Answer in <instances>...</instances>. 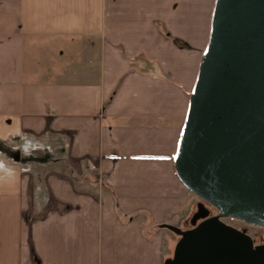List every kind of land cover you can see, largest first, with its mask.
Segmentation results:
<instances>
[{"label": "crops", "instance_id": "0c3cea01", "mask_svg": "<svg viewBox=\"0 0 264 264\" xmlns=\"http://www.w3.org/2000/svg\"><path fill=\"white\" fill-rule=\"evenodd\" d=\"M201 2L0 0V264H165Z\"/></svg>", "mask_w": 264, "mask_h": 264}, {"label": "water", "instance_id": "95a60500", "mask_svg": "<svg viewBox=\"0 0 264 264\" xmlns=\"http://www.w3.org/2000/svg\"><path fill=\"white\" fill-rule=\"evenodd\" d=\"M175 169L200 201L193 227L161 225L179 235L165 264H264V243L223 220L264 228V0H216Z\"/></svg>", "mask_w": 264, "mask_h": 264}, {"label": "rangeland", "instance_id": "374dc122", "mask_svg": "<svg viewBox=\"0 0 264 264\" xmlns=\"http://www.w3.org/2000/svg\"><path fill=\"white\" fill-rule=\"evenodd\" d=\"M215 3L216 0H211L210 6L208 8V3L205 6V3H200L197 4V8L195 11L192 12H181V15L184 16L182 21V29H184L183 25L186 23V21H189L190 23V40L191 41H186L183 38L186 37H182V39L177 40L176 44L174 45V48L176 50L180 49V50H184V49H191V51H196V57H197V74L199 71V65H200V61L203 55V52L208 44L209 38H210V32H211V28H212V17H213V12H214V8H215ZM186 14V15H185ZM188 17H190L188 19ZM184 23V24H183ZM195 25L192 28V25ZM184 26L187 27V25L185 24ZM188 30V28H186ZM185 29V30H186ZM189 31V30H188ZM177 51V50H176ZM181 52V51H180ZM193 88L188 89V97L190 100V94ZM22 150L24 151V153H31V154H35V155H43L45 154L44 150L40 147L39 149H35V147L32 144H26L25 147H22ZM200 201V198L196 195V200L192 203L193 204V208L192 211L186 215V219L188 221H183V225L187 226L189 223L190 218L192 217L193 213L197 210V205L198 202ZM244 224V222H243ZM246 224V223H245ZM248 225V227L250 228L251 233L255 236L254 240L256 243H264V228L263 227H258V226H254V225ZM172 234L175 237V240L178 241L179 239V235L174 234V232H172ZM172 256V254H171Z\"/></svg>", "mask_w": 264, "mask_h": 264}, {"label": "flooded vegetation", "instance_id": "af4514ba", "mask_svg": "<svg viewBox=\"0 0 264 264\" xmlns=\"http://www.w3.org/2000/svg\"><path fill=\"white\" fill-rule=\"evenodd\" d=\"M209 207H210V209H211V215H213V214H217V213H218V211H217L214 207H212V206H209ZM200 220H201V219H200ZM200 220H199V221H200ZM223 220L226 221L227 223H229V224H231V225H233V226L239 228V229L247 228V229H248V233H250V234L253 236V238H255V236L251 233L250 228H249L248 225H246L245 223L243 224V222H241V221H239V220L232 219V218H223ZM193 226H194V225L192 224L191 219H190L188 225H187V226H184L183 228L186 229V228H191V227H193ZM255 243H256V242H255ZM257 244H258V243H257Z\"/></svg>", "mask_w": 264, "mask_h": 264}, {"label": "trees", "instance_id": "16d2710c", "mask_svg": "<svg viewBox=\"0 0 264 264\" xmlns=\"http://www.w3.org/2000/svg\"><path fill=\"white\" fill-rule=\"evenodd\" d=\"M0 149L6 153V155L9 157V158H15L17 159L18 161L21 159V154H20V151L19 149L18 150H15L11 147L10 143H9V140H1L0 139ZM233 219V218H232ZM236 220V219H235ZM174 251V250H173ZM173 254V252H172Z\"/></svg>", "mask_w": 264, "mask_h": 264}]
</instances>
